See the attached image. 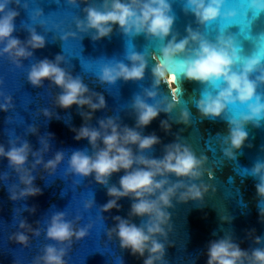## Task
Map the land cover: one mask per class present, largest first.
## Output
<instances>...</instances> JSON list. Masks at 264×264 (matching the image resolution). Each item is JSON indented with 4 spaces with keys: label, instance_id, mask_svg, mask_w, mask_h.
Returning <instances> with one entry per match:
<instances>
[{
    "label": "clouds",
    "instance_id": "obj_1",
    "mask_svg": "<svg viewBox=\"0 0 264 264\" xmlns=\"http://www.w3.org/2000/svg\"><path fill=\"white\" fill-rule=\"evenodd\" d=\"M15 3L21 6L20 0H0V57H7L16 68H23V61L33 57L34 51L46 46L45 37L38 34L34 27L26 28L29 36L25 41L16 38L13 33L15 19L19 12L9 6ZM73 7L85 4L84 16L75 18L76 31H68L59 37L63 42L70 38L76 39L77 34H91L93 41L110 37L114 27L128 37L143 34L147 39L162 42L160 55L151 54L156 61L151 72L153 83L150 88L143 89V94H136L131 102V111L135 117V126L122 124L118 117H106L97 121L98 127L89 123L97 111L107 108L104 95L89 89L79 76H73L66 68L63 55H56L54 60L44 58L33 63L27 72V81L34 88H42L44 82H50L61 91L54 99L55 107L70 109L77 106L84 123L78 129L73 127L76 141L87 140L92 152L76 150L68 159L65 175L72 174L81 178L93 177L95 183L105 187L108 201L101 206L100 212L119 211L122 198H129L132 203L128 218L119 215L113 217L115 226L107 230L109 240L115 236L122 250L143 260V264H167L165 259L167 247L171 246L168 234L172 231V213L169 209L176 203H205V196L211 190L215 195L216 188L203 181L205 173L211 180L212 170L205 167L208 157L197 155L192 146L177 135L175 141L163 147L161 158H153L147 153L161 139L155 133L144 135L143 129L150 126L161 113L170 115L180 101L176 94V73L173 70L177 62L184 64L183 77L188 81L199 82L205 86L195 106L202 119L215 120L224 118L229 106H244L245 111L238 117L225 118L228 125L226 135L221 136L220 148L224 160L236 161L237 152L242 150L248 140L246 126L261 127L264 121V94L258 89L264 87V57L258 55L241 56V46L236 37L226 32L217 34L215 41L209 40L200 31L223 16L232 20L238 15L236 9H225V0H183V11L192 14L200 26L194 30L186 28V35L178 39L173 33L175 14L171 0H67ZM247 8L257 14L264 13V0H246ZM24 9L28 8L23 4ZM43 16L42 9H36L32 20ZM41 20L40 25H45ZM171 36V39L168 37ZM83 38L82 35L79 37ZM167 41L166 43H163ZM123 61L107 63L100 67L96 74L101 85H115L117 81H142L148 68V56L144 53L126 51ZM162 82L172 89L171 100L165 95L157 101ZM0 80V87L3 86ZM0 111L9 112L14 108L13 98L0 91ZM149 100L157 101L155 104ZM84 109H87L85 111ZM40 112L48 120L56 114L47 108ZM59 118V117H56ZM10 121V117L7 122ZM189 126L191 113L188 109L181 110L174 121ZM160 128L166 134L171 132L169 120H161ZM26 134L38 136L40 148L33 150L32 145L24 138L9 137L7 148L0 144V159L8 161V168L15 173L18 183L8 187L11 201L26 200L29 197L42 195V190L35 185L33 175L43 169L48 175L55 174L58 166L65 159L64 151H56L53 158L45 161L44 156L51 150L50 141L53 134L39 135L38 127L30 125ZM251 147V145H249ZM31 157V160H30ZM223 161H221V164ZM249 176L258 181L255 185L258 197L259 217L264 223V160L257 159L250 169ZM118 185L110 184L114 173H120ZM171 177H175L173 180ZM4 182L9 180V173L0 176ZM199 182V183H197ZM95 204L94 199L86 201L85 210ZM35 213L36 208L27 209ZM133 217L141 218L139 225L132 222ZM81 216L68 220L64 211H56L47 222L46 239L55 243L45 244L41 254L33 259V264H67L65 257L73 247L74 241H80L89 235L92 223L79 227ZM224 223H231L232 217L221 215ZM19 231L10 239L27 248L29 236L24 230L39 237V228L33 229L26 219L18 224ZM254 233V230L253 232ZM163 238V239H161ZM258 247L244 250L236 243L231 233L209 242L206 250L207 264H264V237L253 236ZM58 245V246H57Z\"/></svg>",
    "mask_w": 264,
    "mask_h": 264
},
{
    "label": "water",
    "instance_id": "obj_2",
    "mask_svg": "<svg viewBox=\"0 0 264 264\" xmlns=\"http://www.w3.org/2000/svg\"><path fill=\"white\" fill-rule=\"evenodd\" d=\"M94 2L99 3L100 0ZM171 3L176 17L173 33L178 34V39L187 34V27L191 26L194 30L200 27L192 14L184 13L183 0H171ZM20 4L21 6L15 3L9 6L19 12L14 21L16 30L13 35L25 41L29 36L26 28L34 27L38 34L45 37L46 46L35 50L32 58L24 60L23 68H16L7 57H0V80L4 82L0 91L11 95L14 104V108L9 112L0 111V144L7 148L9 137L15 139L19 136L26 139L33 150H38L41 147L38 136L26 134L28 127L34 125L38 127L40 136L51 133L54 137L50 141L51 150L44 156L45 161L53 158L56 151H64L65 159L53 175H48L42 168L34 172L33 175L36 177L34 183L42 190V195L19 201H11L7 190L11 184L18 183V178L8 168V161L0 159V176L5 172L9 173L7 182L0 179V264H33L34 257L41 254L45 244L55 243L47 240L45 234L47 222L56 211H64L68 220H74L77 215L81 216L79 227H84L88 223L93 224L87 237L74 241L71 251L65 257L67 264H143L141 258L131 255L128 250H122L115 236L109 240L106 234L108 229L115 226L114 216L128 218L132 201L129 198H122L119 201L121 205L119 211L113 209L101 213V206L109 199L106 188L95 183L93 177L65 175L72 152L85 149L89 154L92 152L88 141H76L71 131V128L78 129L84 123L79 115L80 110L75 105L67 110L55 107V96L61 90L54 86L50 87L47 80L42 88H34L27 81V72L33 63L44 58L54 60L56 55H63L67 63L61 67L66 68L74 77H81L90 90L102 93L106 99L107 108L94 113L93 119L89 122L91 126L98 127L97 121L101 118L118 117L122 124L134 127L135 117L131 111V102L134 95H142L143 89L151 87L153 83L151 69L156 64V61L151 59V54L160 55L162 42L149 40L143 34L134 37L124 36L118 26L114 27L110 37L99 41H93L91 34L78 33L76 39L70 38L63 42L59 37L65 32L76 31L74 21L76 17L83 18L85 4L73 7L67 0H20ZM23 4H27L28 8L24 9ZM39 8L42 9L43 16L33 21L32 14ZM229 9L237 10L238 15L235 19L227 20L222 16L210 25L200 28V31L213 42L220 32L232 34L243 50L241 54L245 57L252 56L255 45L252 40L245 39L247 19L244 13L248 10L246 0H229L224 11ZM248 15L250 19L252 13L249 12ZM41 20L46 22L45 25H40ZM262 33L264 13L255 20L250 30L253 37H258ZM80 35L83 36L82 39L79 38ZM168 39H171V36ZM133 50L148 56L149 63L144 79L139 82L120 80L115 85H101L96 77L100 67L115 61L128 64L129 61L125 59L126 51ZM177 74L180 75L178 83L181 89L179 103L170 115L161 113L150 126L143 129V134L155 133L161 139V144L155 145L153 150L147 153L153 158H161L163 147L174 142L177 135L183 139L181 142L190 144L198 156L204 154L208 157L205 167L213 171L214 178L210 180L205 173L203 181L213 185L216 193L213 195L209 190L203 206L193 201L187 203L173 201L175 207L169 209L172 213L173 228L166 241L171 246L167 247L165 256L167 264H207L206 250L209 242L222 238L226 233H231L234 241L244 250L260 246L253 242L254 235L264 237V223L259 217L255 189L258 181L249 176L246 170L250 169L257 159L264 160V121L259 128L251 124L246 126L248 140L242 150L237 152L236 161L224 160L220 141L221 136L226 135L228 131L225 118L238 117L245 111V107L239 104L229 106L224 118L202 119L195 101L200 98L205 86L199 82L188 81L179 72ZM158 92L160 95L157 101L165 95L169 101L171 100L166 82H162ZM157 101L149 100L148 103L155 104ZM0 102H3L2 99ZM45 108L56 114L51 120L40 112ZM184 109L191 113L189 126L174 122ZM9 117L10 121L7 122ZM161 120H169L170 133L166 134L161 130ZM208 145H211V149ZM123 174V171L114 173L110 184L119 186L118 182ZM92 199L95 201L94 206L90 210H85V202ZM32 207L36 208L34 214L27 210ZM226 214L232 217L231 223L221 221L220 216ZM21 219H26L33 229L39 228L41 232L40 236L36 237L31 231L24 230L30 240L27 248L10 239L13 233L20 230L18 224ZM132 222L139 225L141 218L133 217Z\"/></svg>",
    "mask_w": 264,
    "mask_h": 264
},
{
    "label": "snow or ice",
    "instance_id": "obj_3",
    "mask_svg": "<svg viewBox=\"0 0 264 264\" xmlns=\"http://www.w3.org/2000/svg\"><path fill=\"white\" fill-rule=\"evenodd\" d=\"M228 2H229V0H225V5ZM249 12L252 13V16H251L250 19H249V15H248ZM260 14H257L255 12H252L249 9L244 13L245 18L247 19V23L245 25V28L247 30V34L245 36V39H249V40H252L253 41V43L255 45V52H254L253 55H258V56L264 57V33L260 34L258 37H253L250 34L251 27H252L253 23L255 22V20L260 16ZM242 51L243 50L241 48V53H242ZM241 56L243 57L242 54H241ZM173 69H174L173 71L176 73V83H177L176 94L180 96L181 95V89H180V86H179V83H178V77L180 75H178L177 72L183 74V71H184V64H183V62L182 61L177 62L174 65ZM169 91H170V94L172 95V91L173 90L169 88ZM258 91L261 94H264V89L260 88V89H258ZM208 147L211 149V145H208Z\"/></svg>",
    "mask_w": 264,
    "mask_h": 264
}]
</instances>
